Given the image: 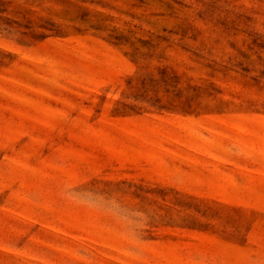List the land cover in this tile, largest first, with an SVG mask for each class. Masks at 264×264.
Listing matches in <instances>:
<instances>
[{"label":"rangeland","instance_id":"obj_1","mask_svg":"<svg viewBox=\"0 0 264 264\" xmlns=\"http://www.w3.org/2000/svg\"><path fill=\"white\" fill-rule=\"evenodd\" d=\"M0 264H264V0H0Z\"/></svg>","mask_w":264,"mask_h":264}]
</instances>
